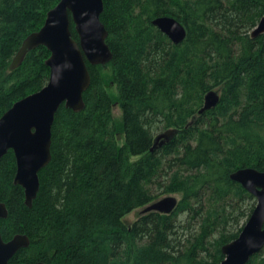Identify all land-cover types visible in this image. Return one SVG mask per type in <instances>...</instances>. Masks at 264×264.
I'll return each instance as SVG.
<instances>
[{"label":"trees","instance_id":"trees-1","mask_svg":"<svg viewBox=\"0 0 264 264\" xmlns=\"http://www.w3.org/2000/svg\"><path fill=\"white\" fill-rule=\"evenodd\" d=\"M59 1L0 0V117L47 84L46 48L10 64ZM263 16L264 0H103L112 58L87 64L82 111L56 113L31 208L12 151L0 160V234L29 239L8 264H219L255 207L230 175L264 172V35L250 36ZM159 17L184 26L181 44L152 25ZM211 90L219 103L199 115ZM162 195L179 196L169 215L124 222ZM247 264H264V248Z\"/></svg>","mask_w":264,"mask_h":264},{"label":"water","instance_id":"water-1","mask_svg":"<svg viewBox=\"0 0 264 264\" xmlns=\"http://www.w3.org/2000/svg\"><path fill=\"white\" fill-rule=\"evenodd\" d=\"M102 11L103 0H60L47 12L42 27L22 41L10 64V70L18 68L26 55L38 47L50 53L45 61L49 68L47 84L15 102L0 117V160L12 151L16 162L13 183L23 189L24 204L28 208L39 191V172L51 161L56 113L61 106L75 113L82 111L83 94L90 86L87 64L103 66L112 58L106 44L108 32L100 20ZM151 23L175 45L186 38V29L174 18L159 17ZM71 24L78 40L72 36ZM262 35L264 16L250 33L252 39ZM218 103L219 93L209 91L198 114L215 108ZM168 138V134L157 136L150 151L160 140ZM230 179L253 196L256 203L238 237L222 246L223 260L219 264H247L264 248V172L243 168L233 172ZM177 203L175 196H166L146 206L141 214L169 215ZM7 215L5 204L0 202V219H6ZM28 246L25 235H15L5 242L0 234V264H8L19 250Z\"/></svg>","mask_w":264,"mask_h":264},{"label":"rangeland","instance_id":"rangeland-1","mask_svg":"<svg viewBox=\"0 0 264 264\" xmlns=\"http://www.w3.org/2000/svg\"><path fill=\"white\" fill-rule=\"evenodd\" d=\"M112 92H114V90H112ZM113 113H114V118H115V120L119 122L120 117H121V113H120V110H119L116 106H115L114 109H113ZM171 196H175V197L179 200V196H177V195H171ZM163 197H166V195H162V196L160 197V199L163 198ZM255 203H256V202H255ZM141 211H142V209H138V210H136V211H133L131 214H129L128 216H126V217L124 218V222H125L126 224H131V223H133V222L136 221L137 218L140 216Z\"/></svg>","mask_w":264,"mask_h":264}]
</instances>
